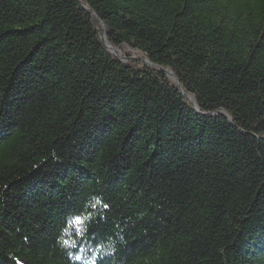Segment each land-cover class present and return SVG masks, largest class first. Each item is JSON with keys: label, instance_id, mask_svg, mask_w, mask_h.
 <instances>
[{"label": "trees", "instance_id": "obj_1", "mask_svg": "<svg viewBox=\"0 0 264 264\" xmlns=\"http://www.w3.org/2000/svg\"><path fill=\"white\" fill-rule=\"evenodd\" d=\"M92 261L264 264V0H0V264Z\"/></svg>", "mask_w": 264, "mask_h": 264}, {"label": "snow or ice", "instance_id": "obj_2", "mask_svg": "<svg viewBox=\"0 0 264 264\" xmlns=\"http://www.w3.org/2000/svg\"><path fill=\"white\" fill-rule=\"evenodd\" d=\"M98 204H100V201L97 200L96 203L92 205V207L95 208L96 205H98ZM103 207L107 208L108 206L103 205ZM89 217H90V214H89ZM89 217H86L84 215H77V216L72 217L70 219V227H72L74 229V234L77 238H81L84 236V234H85V228H84L85 221ZM63 244L65 247H73L74 248L77 246V241L73 240L70 242L69 240H64ZM76 259L80 260L81 257L77 256ZM17 264H19V262H17ZM91 264H95V262L92 261Z\"/></svg>", "mask_w": 264, "mask_h": 264}, {"label": "water", "instance_id": "obj_3", "mask_svg": "<svg viewBox=\"0 0 264 264\" xmlns=\"http://www.w3.org/2000/svg\"><path fill=\"white\" fill-rule=\"evenodd\" d=\"M102 41L105 43L104 37H102ZM105 46H106V48H107L108 53H110V54H112V55H114V56H117V57H119V58H122V57H121V54H120L119 51L112 49V48L109 47L106 43H105ZM169 76H170L171 78H173V76H171V75H169ZM193 106H194V105H193ZM194 109L196 110L195 106H194Z\"/></svg>", "mask_w": 264, "mask_h": 264}]
</instances>
